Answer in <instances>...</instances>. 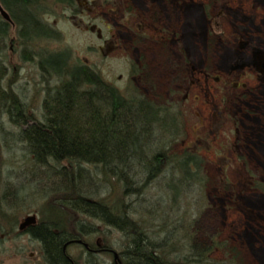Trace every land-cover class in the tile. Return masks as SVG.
I'll return each instance as SVG.
<instances>
[{
    "label": "rangeland",
    "instance_id": "1",
    "mask_svg": "<svg viewBox=\"0 0 264 264\" xmlns=\"http://www.w3.org/2000/svg\"><path fill=\"white\" fill-rule=\"evenodd\" d=\"M88 1L46 6L45 20L60 30L49 46L67 49L70 61L94 65L125 94L138 89L157 102L179 104L186 135L171 149L195 145L201 162L195 174L199 179L181 197L178 210L167 212L173 219L190 220L198 242L218 238L238 264H264V189L247 180L250 174L264 184V0H115L120 10L114 11V0L93 9ZM75 8L78 14L73 15ZM33 69L32 64L22 69L28 99L38 84ZM233 142L237 147L232 149ZM12 152L4 157L8 169L16 171L8 187L26 185L28 158L19 145ZM33 184L19 191L18 203L38 217L37 207L49 198L39 186L50 183L42 178ZM114 189L110 185L97 195H119L115 184ZM155 193L152 185L145 196ZM140 198L134 202L146 205ZM77 214L96 229L88 241L101 235L120 239L114 226ZM159 214L152 223H159ZM177 220L168 227L175 240L185 234ZM9 236L0 233V264L30 260L36 241ZM67 250L86 264L80 245Z\"/></svg>",
    "mask_w": 264,
    "mask_h": 264
},
{
    "label": "trees",
    "instance_id": "2",
    "mask_svg": "<svg viewBox=\"0 0 264 264\" xmlns=\"http://www.w3.org/2000/svg\"><path fill=\"white\" fill-rule=\"evenodd\" d=\"M73 3L0 0L13 21L0 14V233L17 235L19 216L29 211L19 206V191L44 178L50 184L39 187L49 198L37 207L41 225L31 236L52 246L57 258L64 240H87L96 230L79 213L118 229L128 243L121 249L136 264H238L218 238L198 242L190 220L173 219L167 212L178 210L181 197L199 179L201 162L195 145L171 149L186 135L179 104L157 102L138 89L125 94L94 65L70 61L67 49L49 46L60 31L45 20L46 6ZM25 64L34 66L38 83L29 99L21 86ZM17 145L28 158L30 179L8 187L16 171L8 169L4 157ZM247 180L264 189L250 174ZM114 184L119 195H97ZM152 185L156 193L146 198ZM140 196L146 205L134 202ZM158 214L162 219L152 223ZM176 220L185 234L175 240L168 227ZM216 250L222 254L215 255Z\"/></svg>",
    "mask_w": 264,
    "mask_h": 264
},
{
    "label": "flooded vegetation",
    "instance_id": "3",
    "mask_svg": "<svg viewBox=\"0 0 264 264\" xmlns=\"http://www.w3.org/2000/svg\"><path fill=\"white\" fill-rule=\"evenodd\" d=\"M102 1L90 0L88 2L90 3L91 8L93 9L94 6L100 4L106 5V0H102ZM73 2H75V0H73ZM66 6L71 7V5L68 4H66ZM87 6L88 5H86L85 8H87ZM115 7L116 5L114 0L111 3L110 9H112L113 11L115 9L117 10L119 9L118 7L116 8ZM77 9L78 8H75V11L74 9L72 10L73 15H75L74 12L76 13L78 12ZM86 11H89V6ZM3 18L6 19L8 22H10L11 25H13V21L10 17L9 19H7L3 16ZM8 43L12 44V38L9 39ZM29 211L24 212V216L22 217L21 220L18 219L16 233L17 236L19 237L20 236L26 237L30 240L36 241L37 248L36 250H31L28 252V257L30 260L25 261L23 264H79L80 260L76 259V257L70 254L67 250L68 247L73 244L80 245L81 248L83 249L81 254L82 257L85 258L86 264H136L134 260H132V258L126 257V255L124 254V251L126 249L122 250L121 248H118V247H122L123 245L124 247L128 246V243L125 242L126 240L123 238V236H119L120 239H117L116 236H112V235L97 236L93 242H90L84 238L77 236L70 237L64 241L62 240L63 241L61 244L62 254L60 258H57L52 252V246H49L48 244L44 246V244L41 243L40 240H37L31 236L32 230L36 229V227H40L41 221H40V214L37 217L36 212L30 213ZM28 214H33L35 216V219L25 224L22 228H19V223ZM76 238H81L82 241H77ZM84 242H86V244ZM116 242H118L119 245H116ZM120 243H122V245Z\"/></svg>",
    "mask_w": 264,
    "mask_h": 264
},
{
    "label": "water",
    "instance_id": "4",
    "mask_svg": "<svg viewBox=\"0 0 264 264\" xmlns=\"http://www.w3.org/2000/svg\"><path fill=\"white\" fill-rule=\"evenodd\" d=\"M0 13L7 19H9V15L7 11L0 5ZM35 219L33 214H28L24 217V219L19 223V228H22L25 224L29 223L31 220ZM77 241H82L81 238H76ZM86 244V242H84Z\"/></svg>",
    "mask_w": 264,
    "mask_h": 264
}]
</instances>
